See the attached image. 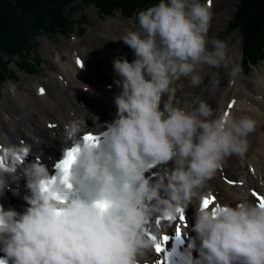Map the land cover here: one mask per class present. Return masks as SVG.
<instances>
[{
  "label": "clouds",
  "instance_id": "9594fccd",
  "mask_svg": "<svg viewBox=\"0 0 264 264\" xmlns=\"http://www.w3.org/2000/svg\"><path fill=\"white\" fill-rule=\"evenodd\" d=\"M213 18L209 0H160L138 12L120 38L135 59L113 61L121 91L103 142L86 140L93 133L80 119L64 125L61 162L77 149L69 171L28 161L30 145H0V197L24 180L27 204L23 212L0 204V264H158L156 221L194 205L195 236L176 264H264V206L247 198L201 206L217 172L246 155L258 121L176 100L181 78L197 88L201 66L231 63L229 43L209 38ZM153 162L172 167L151 180Z\"/></svg>",
  "mask_w": 264,
  "mask_h": 264
},
{
  "label": "bare ground",
  "instance_id": "6f19581e",
  "mask_svg": "<svg viewBox=\"0 0 264 264\" xmlns=\"http://www.w3.org/2000/svg\"><path fill=\"white\" fill-rule=\"evenodd\" d=\"M23 3L24 6L23 4L21 6H23V10H26L24 9L25 2L23 1ZM45 8L47 7L45 6ZM233 11L234 8H231L229 4L218 6L209 32H216L218 28L223 27L227 19L232 16ZM18 16L20 17V15ZM4 19L6 20V18ZM112 28L118 29L120 37L125 34L120 26L113 25ZM6 29L5 31H10L7 27ZM117 39L119 47L116 53L109 56L93 53L88 55L86 49L80 53H75L74 56L67 49V54L70 56L67 63L58 72H54L50 74L49 78H45L43 85L34 81H31L30 88L19 87L15 83L8 84L6 92H4L5 102L2 101L0 105V145L24 143L30 145L32 149L27 157L28 161L33 157L32 155L39 153L47 159L50 156H57L62 151L64 125L67 122L80 119L86 122L87 128L92 129L112 122L117 113L114 97L121 91L116 84L119 77L113 68V61L117 57H126L129 62L135 59L134 52L120 38ZM232 51L236 57H231V63L227 68H224L225 78L222 83L211 84L208 87L211 90L209 94L207 93L208 96L203 94L195 98L206 100L213 108L223 109L230 113L234 112L237 116L249 115L258 121L255 132L248 138L250 148L246 155L243 158L231 157L209 182V189H206V191L218 192L230 204L235 205L238 200L243 198L253 201L249 193L251 189L264 190V77L258 79L246 77L242 68V52L238 50L236 45ZM59 56L61 58L60 54ZM78 61L83 62V67L78 64ZM234 67H237L239 71L232 75ZM211 69L204 65L199 71L206 78ZM180 86L177 89L176 100L182 107L187 108L190 105L188 103L190 95L187 94L193 93L195 88L189 87L188 83H184L183 87ZM85 87L88 91L84 90ZM41 88L44 89L43 94H40ZM108 97H110L109 100ZM196 99H193L191 104H195ZM233 100L236 101V104L229 108L228 102ZM50 123L54 124L55 127H49ZM167 167H172V164L167 165ZM250 169H253V172ZM225 176L229 179L244 181L245 185L230 187L224 181ZM25 183L24 181L22 186H24L23 191L26 193ZM15 187L16 185L13 184L11 190H7L2 198L5 199L7 208L11 207L20 212L25 207V201L23 197H21L22 199L17 198L20 195ZM194 208L195 205L188 208L193 223Z\"/></svg>",
  "mask_w": 264,
  "mask_h": 264
},
{
  "label": "trees",
  "instance_id": "16d2710c",
  "mask_svg": "<svg viewBox=\"0 0 264 264\" xmlns=\"http://www.w3.org/2000/svg\"><path fill=\"white\" fill-rule=\"evenodd\" d=\"M23 1L26 10H23ZM31 1L0 0V88L9 79L16 78V72L10 68V65L17 57L21 61V65L18 64L21 70L30 74L37 73L38 65L32 62L39 47L37 38L40 35L62 34L64 37H69L78 27L84 32L83 25L86 24V18L83 15V6L97 7L103 17L114 16L116 11H121L124 17H133L138 15L139 11L160 2V0ZM233 24L231 30H237L243 37L245 63L255 64L264 60V0H240L231 25ZM3 26L10 30V34Z\"/></svg>",
  "mask_w": 264,
  "mask_h": 264
},
{
  "label": "rangeland",
  "instance_id": "374dc122",
  "mask_svg": "<svg viewBox=\"0 0 264 264\" xmlns=\"http://www.w3.org/2000/svg\"><path fill=\"white\" fill-rule=\"evenodd\" d=\"M201 2H203V0H201ZM228 4L231 5V8L232 7L234 8V11L232 14V16H234L237 12V9H236V6L238 4L237 0L235 1L234 0H214V5L212 7L213 12L215 13L217 11L218 6L228 5ZM82 10H83V15L85 16L86 21L88 22V25L85 26L87 28V32L85 33V36L81 37L80 40L84 39V40H81L82 44L88 47L89 48L88 51L93 54L94 53L102 54L103 52L107 53L108 49L113 46L116 40H118L117 38H121L120 33L118 32V29L112 28L113 25L120 26L123 33H125L127 29H130L131 26L133 27V24H138V20H137L138 15L133 16L135 19H127L123 17L120 11H116L113 17L111 16L108 18H104L105 21H103L98 9L95 6L93 5L89 7L83 6ZM232 16L229 17L225 25H223V27L221 28H218L216 32H213V33L209 32V38L226 40L230 46V56L236 57V55L232 51V48L236 45L238 50L242 52V54H244L243 44H242L243 39L241 38V36L239 35L237 31H232L229 29L230 23L228 24V22L233 20ZM130 21H132V23H130ZM78 32H79V29L76 30V33ZM37 41L39 43V48L37 50L36 56H38L37 58L41 59L44 63H42V66L39 68L40 73L36 74L35 76H29L25 73L18 72L17 74L19 76V81H18L19 84L17 83L15 84H17L19 87H26L28 85L27 81L31 83V81L37 80L42 83L43 77H48L51 72L58 71L62 65H65L67 63V60L70 57L67 54L68 53L67 49H69V51L71 50L75 52V51H78V48H79L78 43L74 39L69 40L61 36H52L51 38L48 39V37H46L45 35H40L37 38ZM118 47H119V42H118ZM104 48L106 49L102 51L101 49H104ZM56 53H60V55H62L64 60L59 61V58L57 57ZM77 53H80V51H78ZM15 61H17L18 63L21 62L19 58H15ZM10 66L16 69L14 65H10ZM259 69H260L259 70L260 73L258 72V70L257 71L254 70L253 74L251 75V78L258 79L259 76L264 77V64L260 65ZM224 75H225V71L223 67L220 69L212 68L211 72L207 75V77L203 79V83L199 87L195 88L194 92L191 93V95L189 96L190 98L188 99V103L189 104L192 103L191 101H193L194 99L193 97H196L198 95H203V94L206 95L207 93L209 94L211 90L208 87L213 83L215 84L222 83L223 79L225 78ZM44 82L45 80L43 81V83ZM11 83H14V82H11ZM184 83H188V80L185 78H181V80L177 82V85H176L177 89L179 88L180 85H183ZM5 90H6V86L2 88V91L0 89L1 91L0 92V102L5 101L4 100V96H5L4 92H6ZM107 99L109 100L110 97H108ZM0 115H1V109H0Z\"/></svg>",
  "mask_w": 264,
  "mask_h": 264
},
{
  "label": "snow or ice",
  "instance_id": "6c2138e0",
  "mask_svg": "<svg viewBox=\"0 0 264 264\" xmlns=\"http://www.w3.org/2000/svg\"><path fill=\"white\" fill-rule=\"evenodd\" d=\"M212 2L213 0H209V5L212 6ZM78 64H80L81 67H83V62L82 61H78ZM40 94H43L44 93V89H40ZM236 104V101L233 100L230 104H229V108H232L234 107ZM49 127H55L54 124H49ZM86 140H96L95 136L92 135V134H89V135H86L84 137ZM77 152V149L73 148L69 153H68V157L66 160L60 162V164L58 165V167L62 168L65 172L69 171L70 168H71V165L75 162V154ZM65 179H67V176H65ZM224 181L230 185H234L237 183V181H233L231 179H229L227 176L224 177ZM242 183V182H241ZM254 195H257L256 193H253ZM219 203L218 202V197L214 194V193H211V198H205V200L203 201L202 203V207H210L214 204H217ZM258 203L260 204V206H264V198H260ZM161 221H162V218L158 219L156 222L158 224L161 225ZM169 221H172L171 218H169ZM174 221H177V218L174 220ZM187 222V218H186V214L182 211L181 212V215L178 217V221L176 222V234H177V237H179L181 234H182V231H183V228H182V224L186 223ZM153 239H157L156 237H152ZM162 240V243L161 242H157L156 245H155V253L158 254V255H162L164 254L166 251H167V244L169 242V239L170 237L166 234H163L162 237L160 238ZM168 257H169V254H168ZM158 264H170V260L167 259V261L165 260H160L158 262Z\"/></svg>",
  "mask_w": 264,
  "mask_h": 264
}]
</instances>
